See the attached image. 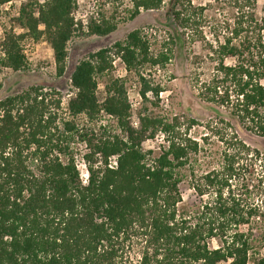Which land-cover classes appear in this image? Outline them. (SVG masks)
<instances>
[{"label": "trees", "instance_id": "16d2710c", "mask_svg": "<svg viewBox=\"0 0 264 264\" xmlns=\"http://www.w3.org/2000/svg\"><path fill=\"white\" fill-rule=\"evenodd\" d=\"M12 1L0 0V15ZM253 1L245 0V5L252 6ZM97 3L84 20L77 18L80 0H24L13 19L22 32H5L0 68L27 70L23 42L44 38L61 78L75 36L107 37L143 11L167 8L177 34L153 50L150 38L136 29L124 40L88 54L70 77L72 96L66 107L56 97L59 92L42 86L0 100V264H127L125 245L133 238L144 244L138 261L129 264H248L256 243L264 248V236L254 234L258 210L243 204L236 187L260 153L235 132H227L230 122L220 121L226 126L223 130L211 126L213 137L223 145L220 162L193 179L196 193L210 200L197 216L189 217L179 208L180 185L183 170L204 149L188 135L197 122L189 120L183 131L179 118L155 114L147 107L148 103L158 107L163 88L145 74L167 69L173 46L181 40L177 30L197 31L200 22L194 17L205 9L192 6L191 0ZM263 30L264 24L247 10L230 35L217 39L216 45L208 43L215 73L199 93L202 101L225 109L241 128L260 138H264ZM114 58H120L141 85L142 107L137 114L124 80L112 79L100 87L99 79L110 72ZM103 115L114 121L113 126L102 123ZM81 118L91 126H79ZM160 136L164 145L158 155L143 148L144 142ZM75 142L85 145L87 185L81 180ZM113 157L117 166L111 168ZM243 180L249 188V180ZM214 240L217 247L210 245ZM256 264H264V256Z\"/></svg>", "mask_w": 264, "mask_h": 264}, {"label": "rangeland", "instance_id": "374dc122", "mask_svg": "<svg viewBox=\"0 0 264 264\" xmlns=\"http://www.w3.org/2000/svg\"><path fill=\"white\" fill-rule=\"evenodd\" d=\"M23 1L13 0L2 8L0 52L1 42L4 40L6 31L13 29L15 32H22V29L13 26V19L18 17ZM39 1L41 2V0ZM96 1L99 5L101 0H80L77 18L86 20L87 15L97 7ZM191 5L205 9L202 15L197 14L194 17L196 21L200 22L197 31L194 27L185 32L178 29L181 40H178L177 45L173 46L174 55L167 69H156L145 74L153 85H160L163 88L159 94L158 107L152 106L150 103L147 104V107L155 114L179 118L183 131L187 128L189 120L197 122V125L188 131V135L191 139L198 141L204 149L194 156L191 165L189 164L183 170L184 179L180 185L182 202L179 208L184 210L189 217L197 216L202 206L210 200V197H201L196 193L192 187L193 179L197 180L217 168L220 162L223 145L218 142L217 137H213L211 126L223 130L226 126L220 121L230 122L232 127L227 132H235L240 140L260 153V158L253 167L244 171L238 187H236L238 189L236 192L242 196L243 204L246 207H255L258 210L259 217L256 219L254 234L264 236V138L257 137L241 128L237 121L228 116L225 109L206 103L199 98L202 83L211 79L215 73L216 63L209 57L208 43L216 45L217 39L222 40L224 36L230 35L241 12H247V10L254 12L258 21L264 24V0H254L252 6L245 5V0H191ZM124 7L125 5L121 8ZM104 8V10H108L107 7ZM166 10L167 8L160 11H143L134 20L121 23L118 29L107 37L75 36L69 42L67 70L61 78L56 76L55 60L49 43L44 38L39 42L27 38L23 42V50L27 58L28 69L14 72L10 69L0 68V100L21 93L33 86H42L46 91L59 92L60 95L56 97L61 98L63 107H66L72 96L70 77L76 65L88 54L124 40L130 32L136 29H142L150 38L153 50H157L165 40L174 38L177 34L176 29L167 19ZM122 16H126V13L123 12ZM262 35L264 41V30ZM226 62L229 65L235 63L234 60ZM112 79L124 80L129 100L137 114L142 107V98L139 93L141 85L135 74L127 71L120 58H114L110 72L99 79L101 89ZM150 99L155 100L154 97ZM100 120L104 125L113 126L114 124L112 119L104 115ZM137 121V117H135V125ZM77 123L82 128L91 126L83 118L78 119ZM96 129L99 130L98 127ZM205 137L208 138V141H203ZM163 145V137L160 136L155 141L144 142L143 148L146 151L152 150L154 155H158ZM73 148L79 169L83 172L82 157L85 145L75 142ZM243 178L249 180V188H245L244 184L247 182ZM143 244L141 239L133 238L125 245L124 257L127 264L138 261ZM210 245L217 247L219 244L214 240ZM262 256H264V248L256 243L248 264H256V260Z\"/></svg>", "mask_w": 264, "mask_h": 264}, {"label": "built area", "instance_id": "2783aa9c", "mask_svg": "<svg viewBox=\"0 0 264 264\" xmlns=\"http://www.w3.org/2000/svg\"><path fill=\"white\" fill-rule=\"evenodd\" d=\"M45 1H47V0H41V2H45ZM88 16V15H87ZM86 17V16H85ZM116 157H113V158H111V160H110V167L111 168H114V167H116L117 166V161H116ZM83 169L82 170H84L83 172H81L80 171V176H81V180H82V182H83V184L84 185H87V183H88V178H89V172H88V169H87V166H86V164L85 163H83ZM78 168H79V166H78ZM80 170V169H79Z\"/></svg>", "mask_w": 264, "mask_h": 264}]
</instances>
